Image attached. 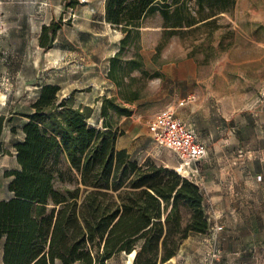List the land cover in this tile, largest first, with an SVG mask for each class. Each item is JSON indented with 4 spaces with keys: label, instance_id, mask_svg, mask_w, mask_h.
Returning <instances> with one entry per match:
<instances>
[{
    "label": "trees",
    "instance_id": "1",
    "mask_svg": "<svg viewBox=\"0 0 264 264\" xmlns=\"http://www.w3.org/2000/svg\"><path fill=\"white\" fill-rule=\"evenodd\" d=\"M79 4L64 0L65 9ZM235 5L236 0H105V21L124 35L108 72L121 99L139 98L137 90L125 92L137 80L134 71L158 75L143 70L138 54H123L139 38L145 18L159 14L163 41L203 28L209 36L220 28L219 15ZM60 27L57 21L42 26L39 47L51 48ZM220 48L221 41L215 51ZM59 91L57 85L39 86L31 111L23 115V138L13 144L18 168L3 174L11 178V197L0 201L2 264H107L121 254L132 264H165L184 240L209 232L203 191L195 182L117 149L123 134L117 120L131 115L130 108L103 96L97 127L90 122L92 108L76 106L73 94L62 98ZM67 172L74 188L57 189L56 180Z\"/></svg>",
    "mask_w": 264,
    "mask_h": 264
},
{
    "label": "rangeland",
    "instance_id": "2",
    "mask_svg": "<svg viewBox=\"0 0 264 264\" xmlns=\"http://www.w3.org/2000/svg\"><path fill=\"white\" fill-rule=\"evenodd\" d=\"M78 1V8L65 9L64 0H0V117L4 118L0 134L1 198L7 197L3 171L15 166L12 158L13 143L23 138V115L31 111L30 106L38 95L37 80L50 74L54 81L61 82L65 87L66 83L83 76L84 72L80 64H83L85 58L82 56L78 60L77 54L72 51L73 46L90 47L97 54L101 47H106V42H110L103 38V41L84 44L82 39L87 37L84 31L88 22L83 15L86 10H93V15H98L103 0ZM51 19L61 21L57 35L63 41H68L64 44L69 47L67 54L54 48L45 50L39 47L40 27L49 24ZM162 24L158 13L145 18L140 35L143 39L138 38L133 51L139 53L144 47L145 52L151 55L153 64L170 65L180 69L181 73L184 70L194 74L198 83L193 88L196 86L205 94H212L222 119L230 111L229 101L239 104L240 109L243 99L242 85H250V91L244 93L247 95L245 101L260 100L264 103V0H236L234 10L219 15L220 28L209 36L208 30L203 28L190 33L181 32L163 41ZM92 25H96L90 26L92 32L100 30L105 37L104 29H99L97 24ZM220 41L222 48L218 52L215 48ZM210 42L215 47L214 50L209 49ZM158 43L162 45L157 52ZM52 57L56 60L62 58L64 61H71L75 57L77 63L71 62L62 66L58 64L59 59L54 64L58 68L51 71ZM136 78L125 92L129 94L130 91L137 90L139 98H153L142 109L146 120L153 118L159 110L173 106L169 96L176 88L175 85L155 76L138 74ZM207 84L211 85L212 90H205L204 86ZM180 88L183 90L186 85H178V90ZM150 142L149 147L136 158L139 161L150 158L159 165L173 169L177 165L174 154L168 149L155 146L151 139ZM206 157L200 162L203 167L210 158ZM211 158L217 160L225 157ZM66 167L67 164L62 161L60 168L63 172ZM69 175L67 172L64 179L56 180L55 187L59 190L74 188V183L68 181ZM214 233L192 235L184 240L170 264H228L238 260L237 255L223 254L212 244L210 235ZM130 260V256L121 254L111 258L107 264H132ZM241 260L244 264H264V252H252L246 255V259L244 257Z\"/></svg>",
    "mask_w": 264,
    "mask_h": 264
},
{
    "label": "crops",
    "instance_id": "3",
    "mask_svg": "<svg viewBox=\"0 0 264 264\" xmlns=\"http://www.w3.org/2000/svg\"><path fill=\"white\" fill-rule=\"evenodd\" d=\"M104 1L98 15H93V10L85 11L83 18L87 20L88 27L84 33L87 37H83L82 40L85 45L94 41H103V38L110 42H106V47H101L97 54L90 47L73 46L72 48L73 53L77 54L78 60H81L82 56L85 58L83 64H80L84 70L83 76H78L74 81L66 83L65 87L61 82L54 81L50 74H46L45 78H39L37 82L39 86L43 84L57 85L60 87L61 97L73 94L76 106L92 108L90 121L97 127H100L102 123L100 106L103 96L115 97L118 103L130 108L131 115L120 117L117 120V127L123 134L118 137L116 147L125 149L131 157L136 158L151 143L147 125L152 118L146 120L142 109L153 98L150 96L125 102L121 99L119 87L108 78L109 61L119 52L124 35L105 21ZM51 21L56 20L51 19ZM92 24H97L99 29H104L105 37L100 30L92 32L90 26H96ZM142 30L141 27L139 39H143L142 36L140 37ZM63 40L56 35L53 46L45 50L54 48L56 51H64L67 54L69 47L64 44L68 41ZM134 46L135 43L131 45L128 42L126 44L123 50L125 59H131L138 54L143 70L147 74H158L155 76L157 79H163L165 82L175 85L176 88L169 96L173 101V106L190 94L196 95L194 102L177 109V117L194 130L196 137L203 141L208 149L207 156L210 158L206 160L205 166L198 164L199 173L203 178V203L209 229L221 227V230H216L213 235H210V241L223 254L232 253L238 256V260L235 259L228 264H241L243 263L241 259L244 257L246 259V255H250L252 252H264V105H262L264 103L260 100L245 101L244 98L247 95L244 93L250 91V85H242L243 99L240 109L239 104H234L233 100L229 101L231 102L230 111H227L225 119H222L212 94H205L196 86L193 88L198 83L194 74L184 70L181 73L180 69L170 65H155L151 60V55L145 52L144 47L139 53H135ZM152 52L154 51L152 50ZM59 59L56 60L52 57L51 71L53 68H58L54 66L57 61L62 66L71 62L77 63L75 57L71 61ZM138 74L140 75L138 71H134L131 75L136 77ZM125 81H128L127 78ZM178 85H186V88L178 90ZM204 87L205 90L210 88L212 90L211 85L207 84ZM211 157L225 158L216 160ZM12 158L15 166L5 169L3 174L5 171L18 168L14 148ZM176 167L177 165L173 166V169ZM4 178L7 190L11 178ZM10 197L11 194L7 190V197H0V201ZM172 259L165 264L172 263ZM248 260H250L249 256ZM0 264H2V241H0Z\"/></svg>",
    "mask_w": 264,
    "mask_h": 264
},
{
    "label": "built area",
    "instance_id": "4",
    "mask_svg": "<svg viewBox=\"0 0 264 264\" xmlns=\"http://www.w3.org/2000/svg\"><path fill=\"white\" fill-rule=\"evenodd\" d=\"M196 95L190 94L177 102L159 110L148 122L147 128L151 141L161 149L170 150L176 160L174 169L178 174L195 182L202 190L203 178L198 164L203 161L208 149L206 144L196 137L194 130L177 117V109L194 102ZM221 230V227L210 228V232Z\"/></svg>",
    "mask_w": 264,
    "mask_h": 264
},
{
    "label": "water",
    "instance_id": "5",
    "mask_svg": "<svg viewBox=\"0 0 264 264\" xmlns=\"http://www.w3.org/2000/svg\"><path fill=\"white\" fill-rule=\"evenodd\" d=\"M134 258V257H133Z\"/></svg>",
    "mask_w": 264,
    "mask_h": 264
}]
</instances>
